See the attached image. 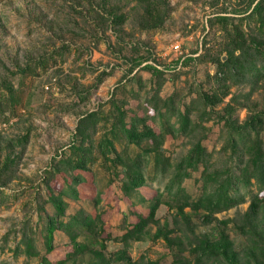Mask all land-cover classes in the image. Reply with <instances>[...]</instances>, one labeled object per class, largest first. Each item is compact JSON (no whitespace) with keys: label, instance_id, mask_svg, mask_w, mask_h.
I'll return each mask as SVG.
<instances>
[{"label":"rangeland","instance_id":"rangeland-1","mask_svg":"<svg viewBox=\"0 0 264 264\" xmlns=\"http://www.w3.org/2000/svg\"><path fill=\"white\" fill-rule=\"evenodd\" d=\"M249 1L150 0L167 13L160 26L153 28L145 3L136 0H0V264L65 261L71 243L57 225L94 211L104 221L101 238L107 240L100 251L109 264H173L176 248L154 238L156 223L171 239L182 241L181 249H188L195 238L218 236L223 230L236 250L243 248L239 216L257 191L254 182L232 191L238 203L223 212L208 216L203 209L190 207L179 212L167 195L168 178L153 175V153L143 157L148 186L140 192L148 198L155 190L161 194L156 223L149 224L139 240L124 239L127 223L147 215L148 206L140 201V192L131 191L129 200L123 195V168L113 159L116 155L134 158L140 147L115 140L116 154L105 159L96 145L116 122L114 103L128 114L133 110L153 116L158 108L164 118L168 109L184 111L189 106L190 120L201 127L185 135L169 133L159 148L172 170L194 144L205 150V165L180 183L184 196L196 200L204 188V173L224 178L228 169L236 171L248 156L233 154L226 140L228 127L218 117L243 124L264 109V88L253 90L250 83L221 86L215 60L225 57L222 50L228 31L234 26L243 31L255 26V19L247 17ZM222 16L229 18L226 25L214 20ZM148 66L160 73L153 74ZM213 95L221 97V102L202 109L209 115H200L203 96ZM91 112L98 113V122L94 131L92 121L86 123L85 134L91 137L83 140V147L91 149V162L86 161V169L64 172L61 164L74 163L73 147L82 141L76 133L79 120ZM174 122L171 116L170 123ZM151 123L160 129L158 118ZM75 174L85 179L76 186L79 199L62 197L64 214L56 217L49 189L62 191ZM95 191L101 193L97 205ZM52 218H57V224L48 251L45 235ZM25 240L35 255L24 252ZM84 240V234L77 239ZM91 262L92 256L84 254L63 264Z\"/></svg>","mask_w":264,"mask_h":264},{"label":"trees","instance_id":"trees-1","mask_svg":"<svg viewBox=\"0 0 264 264\" xmlns=\"http://www.w3.org/2000/svg\"><path fill=\"white\" fill-rule=\"evenodd\" d=\"M138 3H145L146 16L154 25L151 27L157 28L163 21L165 11L158 7L156 3H151L150 0H136ZM264 0H250L248 9L250 12L248 18L255 19V26L249 31H243L241 28L234 26L232 32L227 33V46L222 50L225 52V57L220 56L215 60L217 64L216 78L221 86L228 87L229 84L240 86L245 83H250L253 90L264 88ZM165 7V6H164ZM214 20H221L226 25L229 21L227 17H215ZM122 20L118 23L121 24ZM149 67V66H148ZM153 74L160 73L155 67H149ZM203 106L200 104V109L197 111L209 115L207 111L202 109L216 105L221 102V97L217 95L203 96ZM114 105L118 117L116 122L112 123L107 128L106 134L103 135L97 142V151L105 159L107 154L115 153L113 141L124 140L127 145L140 147L139 152L132 157H127V160L122 159L119 155L113 159L115 163L121 165L125 180L122 181L123 195L128 199L131 197V191L139 193L142 186H148L144 177V166L147 162L142 163L143 157L153 155L151 158L154 162L153 175L154 177H167L165 185L167 195L174 202L179 212L183 208L190 207L193 210L203 209L208 216L223 212L236 203V198L232 191H237L240 187H246L254 182L256 193L252 194L250 204L245 213L241 214L239 219L242 238L245 245L241 250H236L234 244L229 240L224 230L218 236L208 237L203 239L195 238L189 243L188 249L180 248L182 241L178 243L169 237V232L165 231L164 227H160L155 221V212L161 204V194L155 190L154 195L146 197L140 192V201L147 202V215H138L137 220L127 223L128 227L123 236L124 239L131 237L139 240V236L144 234L145 229L149 224L156 223L154 233L155 239H162L170 246L174 244L176 248V256L173 264H264V109L254 112L249 119H246L243 124L239 125L235 121H229L227 118L218 117V121L224 120L228 127L226 140L233 149V154L237 157L248 156L246 161L238 165L236 171L228 169L226 177L221 178L219 173L203 174L201 181L203 182V190L195 201H189L185 192L182 190L180 183L184 178L191 176L192 172L198 170V166L205 165V150L199 143L188 151L173 168L163 159L159 152V148L165 141L167 134L181 135L195 132L201 125L196 120H190L192 112L188 106L184 111L177 108L172 111L168 109V113L164 118L163 113L158 108L153 109V116L145 115L146 113H138V111L122 109L121 106ZM198 107V106H197ZM196 107V109H198ZM167 108V107H166ZM212 111V109H211ZM210 112L212 114L213 112ZM171 116H175V122L170 123ZM98 118L97 112H91L84 118L79 120L77 126V135L80 136L81 142L77 147H73L74 163L72 161H64L61 164V170L67 172L72 169H86V161L91 162V149L83 147V140L89 139L91 136L85 134L88 121H92L91 128H95ZM129 121H126V119ZM156 118L160 121V129H155L153 123L148 124L150 120ZM177 124V127L175 126ZM170 129V130H169ZM143 143H147V147H142ZM242 150L238 149L241 148ZM63 165V166H62ZM84 177L75 174L71 176V181L62 191L56 192L49 189V201L55 206L56 217L63 216L64 207L61 198L68 195L72 199H79L76 186L83 184ZM213 183V185H211ZM101 193L95 191L94 204L97 205L100 200ZM129 200V199H128ZM171 203L168 201V205ZM208 218V217H207ZM57 218L50 219L46 228V247L50 251L52 249L51 239L53 230L56 228L55 223ZM232 223L236 219L230 220ZM229 222H222L226 225ZM57 224V223H56ZM58 227L63 229L68 234L71 243V251L66 254L65 259H71L84 254L92 256L91 264H109L102 252L101 248L105 247L106 238L103 236L104 221L102 214L94 211L89 214H78L69 218L67 223H59ZM57 227V228H58ZM81 234H84V242H78L77 239ZM107 237V236H106ZM108 238V237H107ZM27 240V239H26ZM24 241V252L28 255H35L31 245ZM177 240H179L177 238ZM177 243V245L175 244ZM99 246V250L96 249ZM185 251L192 259L184 256ZM187 255V254H186ZM187 255V256H188ZM65 260V261H66ZM65 261H59L56 264H63ZM41 264H47L43 259ZM49 264V263H48ZM130 264V263H128ZM155 264V263H149Z\"/></svg>","mask_w":264,"mask_h":264},{"label":"built area","instance_id":"built-area-1","mask_svg":"<svg viewBox=\"0 0 264 264\" xmlns=\"http://www.w3.org/2000/svg\"><path fill=\"white\" fill-rule=\"evenodd\" d=\"M174 49H175V50H178V46H175Z\"/></svg>","mask_w":264,"mask_h":264}]
</instances>
